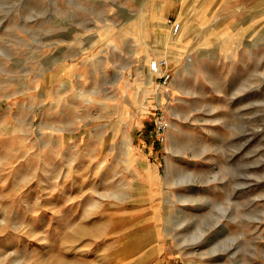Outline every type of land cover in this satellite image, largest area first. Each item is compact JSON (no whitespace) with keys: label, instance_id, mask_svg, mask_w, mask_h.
Wrapping results in <instances>:
<instances>
[{"label":"rangeland","instance_id":"374dc122","mask_svg":"<svg viewBox=\"0 0 264 264\" xmlns=\"http://www.w3.org/2000/svg\"><path fill=\"white\" fill-rule=\"evenodd\" d=\"M212 3L0 0V264H264V7Z\"/></svg>","mask_w":264,"mask_h":264},{"label":"built area","instance_id":"2783aa9c","mask_svg":"<svg viewBox=\"0 0 264 264\" xmlns=\"http://www.w3.org/2000/svg\"><path fill=\"white\" fill-rule=\"evenodd\" d=\"M179 28V23L173 24V33L178 32ZM150 68L151 71L160 78V83L162 85H167L173 76L168 58L152 59L150 62ZM169 125V120L161 108H156L153 118V129L155 137L160 142L165 140Z\"/></svg>","mask_w":264,"mask_h":264},{"label":"crops","instance_id":"0c3cea01","mask_svg":"<svg viewBox=\"0 0 264 264\" xmlns=\"http://www.w3.org/2000/svg\"><path fill=\"white\" fill-rule=\"evenodd\" d=\"M211 6L219 7H264V0H213ZM149 68V65H148ZM149 71L151 72L150 68Z\"/></svg>","mask_w":264,"mask_h":264},{"label":"bare ground","instance_id":"6f19581e","mask_svg":"<svg viewBox=\"0 0 264 264\" xmlns=\"http://www.w3.org/2000/svg\"><path fill=\"white\" fill-rule=\"evenodd\" d=\"M164 54H165V53H164ZM151 60H152V59L147 58V62L149 63V68H150V62H151ZM150 70H151V68H150ZM151 72H152V71H151ZM149 80H150V79H149ZM149 80H148V81H149Z\"/></svg>","mask_w":264,"mask_h":264}]
</instances>
